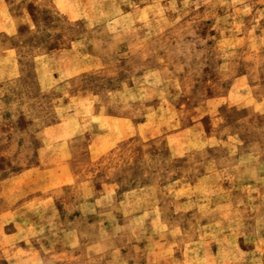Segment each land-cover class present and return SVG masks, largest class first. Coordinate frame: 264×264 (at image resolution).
Here are the masks:
<instances>
[{
  "label": "rangeland",
  "instance_id": "1",
  "mask_svg": "<svg viewBox=\"0 0 264 264\" xmlns=\"http://www.w3.org/2000/svg\"><path fill=\"white\" fill-rule=\"evenodd\" d=\"M0 264H264V0H0Z\"/></svg>",
  "mask_w": 264,
  "mask_h": 264
}]
</instances>
